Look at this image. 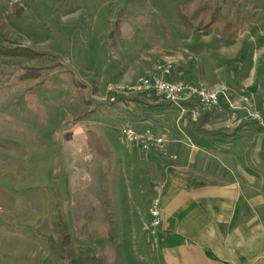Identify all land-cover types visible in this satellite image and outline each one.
<instances>
[{"label": "rangeland", "instance_id": "obj_1", "mask_svg": "<svg viewBox=\"0 0 264 264\" xmlns=\"http://www.w3.org/2000/svg\"><path fill=\"white\" fill-rule=\"evenodd\" d=\"M214 63L226 66L224 80L234 67L244 89L216 81ZM26 67L40 68L37 79L20 78ZM140 76L227 83L250 94L236 106L264 115V0H0V264H69L88 243L105 264H159L153 250L163 229L145 228L147 208L161 202L158 167L177 155L118 140L123 121L171 106L156 87L134 93ZM212 114L223 117L219 127H235L227 110ZM87 137L107 141L109 154L89 148ZM176 144L184 142L170 143V153ZM255 157L264 159V141ZM58 221L72 244L56 239Z\"/></svg>", "mask_w": 264, "mask_h": 264}, {"label": "crops", "instance_id": "obj_2", "mask_svg": "<svg viewBox=\"0 0 264 264\" xmlns=\"http://www.w3.org/2000/svg\"><path fill=\"white\" fill-rule=\"evenodd\" d=\"M214 65L216 81L244 89L234 67L224 80L219 73L226 66ZM175 114L169 106L153 119L131 120L165 131L174 126ZM220 118L212 114L198 125L184 124V144L170 147L177 159L157 169L163 235L153 254L159 264H264V159L254 158L264 133L251 123L219 127ZM201 130L217 134L201 141Z\"/></svg>", "mask_w": 264, "mask_h": 264}, {"label": "built area", "instance_id": "obj_3", "mask_svg": "<svg viewBox=\"0 0 264 264\" xmlns=\"http://www.w3.org/2000/svg\"><path fill=\"white\" fill-rule=\"evenodd\" d=\"M168 66L170 67V65ZM155 87L157 93L162 97L161 101L170 104L176 110L178 118L174 122V126L170 130L154 132L155 130L150 126L139 128L130 120H125L120 124L118 130V140L121 144L126 146L138 144L144 151H153L175 158L176 154L168 151L169 144L183 142V138H187L183 130L184 124L180 119L186 114L193 121H197L198 118L211 114L213 111L223 113L227 110L229 117L235 119L233 122L235 127L243 122L252 121L264 129V115L256 109L244 105L236 106L235 104L237 103L235 99L248 103L250 94L238 93L227 83H220L217 88H199L179 81L167 82L161 77L154 78L152 83L147 77L140 76L136 84L132 86L134 93L152 90ZM117 100V95L112 93L105 101L113 104ZM240 110H243L244 113H241ZM160 204L159 198H152L148 204L149 218L145 223V228L152 235H157L162 227Z\"/></svg>", "mask_w": 264, "mask_h": 264}, {"label": "trees", "instance_id": "obj_4", "mask_svg": "<svg viewBox=\"0 0 264 264\" xmlns=\"http://www.w3.org/2000/svg\"><path fill=\"white\" fill-rule=\"evenodd\" d=\"M26 48L30 49L27 46H26ZM40 54L38 53V55H40ZM46 55H48V54H46ZM60 66L62 67V65H60ZM39 71H40V68L26 67L24 69L23 73L20 75V78L22 80H25V79L27 80V78L32 79V80L37 79V77L39 75ZM68 73L71 74L72 83L75 86V90L77 89V87H82V84H80V82L77 80L75 75H73V73L70 70H68ZM207 116H208V114L203 116L200 119V121L204 120L205 117H207ZM132 123H134V122L132 121ZM246 124H247V122H243V123H241V125L236 126L235 129H239ZM199 133L200 134L198 135V139L201 141L204 139L207 140V139L213 137V135L217 134L215 132H208V131H204V130H201ZM204 135H205V137H204ZM86 139H87L86 140L87 146L91 149H94V151H96L99 155H102V156L105 155L106 156L109 154L108 153V151H109L108 143H107V141H105L101 137H99V138L97 137L95 139V142L89 140L88 137ZM99 147H101V148L99 149ZM107 148H108V150H107ZM57 227H59V231L57 232V234H55L56 239L62 241V243H65V244L66 243H69V245L72 244L70 234L68 233V231H66L67 228L65 226H62L61 221L57 222ZM42 236H43V234H42ZM43 238L45 239L46 242H48V246H49V249L52 252V254L54 256H56V258L62 259V255L59 254V252H58V249H57V246H56L55 241L53 239V236L47 234V235L43 236ZM76 249L79 250V252L77 254L74 253V255H73L70 252L71 258L68 261L69 264H76V263H78V264H105L106 263L105 255L100 256L99 254H95V252H96V251H94L95 248L91 243H88V244L83 245V246L82 245L78 246ZM87 252L90 253L91 255H88ZM75 256H77V257H75Z\"/></svg>", "mask_w": 264, "mask_h": 264}]
</instances>
